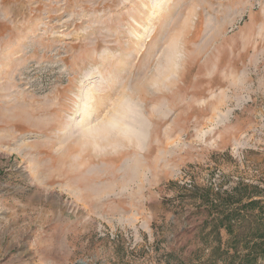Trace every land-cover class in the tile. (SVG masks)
<instances>
[{"label":"rangeland","instance_id":"374dc122","mask_svg":"<svg viewBox=\"0 0 264 264\" xmlns=\"http://www.w3.org/2000/svg\"><path fill=\"white\" fill-rule=\"evenodd\" d=\"M240 185L264 202V0H0V264H244L205 224Z\"/></svg>","mask_w":264,"mask_h":264},{"label":"trees","instance_id":"16d2710c","mask_svg":"<svg viewBox=\"0 0 264 264\" xmlns=\"http://www.w3.org/2000/svg\"><path fill=\"white\" fill-rule=\"evenodd\" d=\"M254 186L240 185L230 192L216 194L215 201L205 200L211 218L205 222L210 231L221 228L232 235V247L237 256L244 258V264H264V202ZM246 230L236 232L235 229ZM243 242L247 253L241 255L238 245Z\"/></svg>","mask_w":264,"mask_h":264},{"label":"bare ground","instance_id":"6f19581e","mask_svg":"<svg viewBox=\"0 0 264 264\" xmlns=\"http://www.w3.org/2000/svg\"><path fill=\"white\" fill-rule=\"evenodd\" d=\"M131 112V106L126 105V107H124V112L122 115H118V117L112 118L114 119V121L112 122H107V125H109V127L112 130L117 131L119 134H121L124 137H134V139L136 138L138 141L140 140L141 137V130H137L136 129V125H135V119L132 115ZM120 113V112H119ZM142 124V123H141ZM96 131V130H95ZM144 137V136H143ZM140 142V141H139Z\"/></svg>","mask_w":264,"mask_h":264},{"label":"built area","instance_id":"2783aa9c","mask_svg":"<svg viewBox=\"0 0 264 264\" xmlns=\"http://www.w3.org/2000/svg\"><path fill=\"white\" fill-rule=\"evenodd\" d=\"M216 177H217V179L219 178V173L216 174ZM217 179H216V180H217ZM216 180H215V181H216ZM214 186H215V188H217V182L214 183Z\"/></svg>","mask_w":264,"mask_h":264}]
</instances>
